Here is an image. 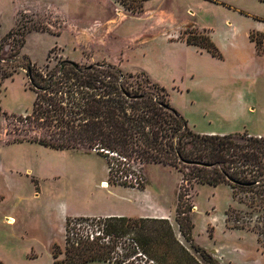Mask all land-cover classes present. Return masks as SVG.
<instances>
[{"label": "rangeland", "instance_id": "374dc122", "mask_svg": "<svg viewBox=\"0 0 264 264\" xmlns=\"http://www.w3.org/2000/svg\"><path fill=\"white\" fill-rule=\"evenodd\" d=\"M191 33L210 35L218 55L189 45L185 38ZM27 58L44 77L66 60L115 64L135 83H142L144 72L166 88L159 95L194 131L264 135V1L0 0V260L54 264L53 245L64 250L66 243L60 203L66 201L73 213L97 210L100 200L94 198L107 192L99 184L104 179L119 202L141 198L175 210L176 228L183 225L184 231L192 224L195 201V242L217 246L227 262L264 264L258 240L264 246V214L239 205L228 184L199 183L190 169L125 160L130 180L142 176L139 189L146 192L137 194L118 186L126 176L115 171V158L10 143L23 136L18 119L32 111L37 97L24 67ZM22 168L31 172L16 171ZM228 211V227L245 226L247 232L225 228ZM10 215L17 217L14 225L6 221ZM84 221L74 220L71 231L79 232Z\"/></svg>", "mask_w": 264, "mask_h": 264}, {"label": "trees", "instance_id": "16d2710c", "mask_svg": "<svg viewBox=\"0 0 264 264\" xmlns=\"http://www.w3.org/2000/svg\"><path fill=\"white\" fill-rule=\"evenodd\" d=\"M185 41L218 55L208 34L191 33ZM24 67L33 78L37 97L32 111L18 119L25 125L21 130L23 136L10 143H37L56 150H94L108 160H118L115 171L126 176L119 184L127 187L143 186L142 176H136L135 183L128 178L132 170L128 165L130 162L125 160L190 169L197 182L214 186L228 184L234 198L264 214V135L248 131L223 134L194 131L188 120L159 95L160 91L167 94L166 88L151 81L144 72L142 83H135L130 82L133 75H126L120 67L107 62L81 66L66 60L58 72L47 77L33 71L29 58ZM229 212L228 222L231 219ZM76 219L88 218H67L65 248L54 245V264H88L92 261L149 264L138 255L140 252L156 264H172L167 258L178 256L170 246L172 239L177 242L170 227L167 234H162L161 252H158L149 247V240L155 239L157 232L146 233L142 219L136 220L140 224H132L135 219L105 218V235L112 236L109 242L102 238L91 241L80 229L79 232L71 231V224ZM181 228L187 240L192 241V224L189 231H184L183 225ZM141 235L145 237L141 239ZM194 246L208 264H221L206 249ZM124 248L125 253L122 252ZM62 254L63 258L60 257ZM0 264L5 263L0 260Z\"/></svg>", "mask_w": 264, "mask_h": 264}, {"label": "crops", "instance_id": "0c3cea01", "mask_svg": "<svg viewBox=\"0 0 264 264\" xmlns=\"http://www.w3.org/2000/svg\"><path fill=\"white\" fill-rule=\"evenodd\" d=\"M156 82L159 83L158 81ZM16 171L31 172L30 169H23V168L21 170L16 169ZM104 182H107V181L102 179L99 184H101V186L104 187L103 188L104 190H107L105 197L104 198L103 197L94 198L96 199V201L100 200V203H98L99 206L97 207V210L90 211V212L73 213V212H69V204L66 201H62L60 203L59 211L62 213L63 221H65V231H66V220L68 217H73V218H78V217H83V218L127 217V218H131L135 220L142 219L146 227V230H145L146 233L151 234L153 232H157V236L159 234V236L158 237L156 236V238L153 240L148 239L150 241L149 247L153 251L158 250V252H161V250H159L160 248L159 243H161L163 239L162 234H167L169 227L171 228L172 233L174 235V239H176L177 242H174V240L172 239L170 246H171V249L174 251V254L176 253V255L178 256H175V257L171 256L167 258V260L170 263L187 264V262H190V264H208L203 259L201 254L195 249V246L192 243V241L187 240V238L184 236V234L182 233L180 229V226L179 228H176L177 223L175 220V212H176L175 210H171V209L169 210L165 207H161L158 205L153 206L152 204L144 203L143 199L141 198H139L135 202L129 201V199L127 201L119 202L118 199L116 200V199H113V197H111L112 194L114 193L112 185H109V183L107 182V187H105ZM118 186L122 187V185H118ZM137 190H140V191H137ZM130 192H137V194H140V193H145L146 190L145 188L139 189L137 187L136 188L130 187ZM237 202L240 205L238 200ZM192 206H194V208H191V211H190V216L192 219L191 235H192V230L194 228L193 215H194L195 206H196L195 201L193 202ZM6 221L9 225H14L15 223H17V217L14 215H10ZM224 223H225V228L228 231L247 232L246 230H243V229H237V228L230 229L228 227L227 213H225ZM210 227L211 229L213 228L212 225ZM142 237L144 238L145 236L141 235V239ZM192 240L196 245L201 246L202 248L206 249L209 253H211L216 259L220 261L221 264H234L231 260H228V262L225 260L224 255L221 252V249H219L217 246L212 248L209 244H204V243L199 244L195 242L196 241L195 239L192 238Z\"/></svg>", "mask_w": 264, "mask_h": 264}, {"label": "built area", "instance_id": "2783aa9c", "mask_svg": "<svg viewBox=\"0 0 264 264\" xmlns=\"http://www.w3.org/2000/svg\"><path fill=\"white\" fill-rule=\"evenodd\" d=\"M95 220V221H94ZM81 224V223H80ZM80 226V231L85 234V236L91 240H94L95 238H102V241L109 242V240L112 238L111 235H105V231L107 228L106 220L105 219H93V220H86ZM130 241H132L130 239ZM140 257H142L144 260H148L149 264H156L154 260L148 259V257L143 254H138Z\"/></svg>", "mask_w": 264, "mask_h": 264}, {"label": "water", "instance_id": "95a60500", "mask_svg": "<svg viewBox=\"0 0 264 264\" xmlns=\"http://www.w3.org/2000/svg\"><path fill=\"white\" fill-rule=\"evenodd\" d=\"M1 61V60H0ZM30 80H31V82H32V84H33V78H32V76L30 75ZM185 163H187V164H192L193 162H191V161H185ZM233 181V180H232ZM233 182H235V183H238V184H242V183H240V182H238V181H233Z\"/></svg>", "mask_w": 264, "mask_h": 264}, {"label": "bare ground", "instance_id": "6f19581e", "mask_svg": "<svg viewBox=\"0 0 264 264\" xmlns=\"http://www.w3.org/2000/svg\"><path fill=\"white\" fill-rule=\"evenodd\" d=\"M104 186L107 187V182H104Z\"/></svg>", "mask_w": 264, "mask_h": 264}]
</instances>
